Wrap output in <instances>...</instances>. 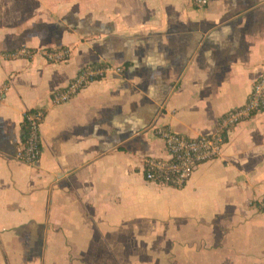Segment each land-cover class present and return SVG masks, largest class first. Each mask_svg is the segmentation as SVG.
I'll return each instance as SVG.
<instances>
[{"label":"crops","instance_id":"obj_1","mask_svg":"<svg viewBox=\"0 0 264 264\" xmlns=\"http://www.w3.org/2000/svg\"><path fill=\"white\" fill-rule=\"evenodd\" d=\"M89 63L123 70L54 103ZM263 74L264 0H0V264H264V110L184 187L143 173L169 156L156 127L206 133Z\"/></svg>","mask_w":264,"mask_h":264},{"label":"built area","instance_id":"obj_2","mask_svg":"<svg viewBox=\"0 0 264 264\" xmlns=\"http://www.w3.org/2000/svg\"><path fill=\"white\" fill-rule=\"evenodd\" d=\"M198 5L205 6L209 0H194ZM34 51L28 47H20L12 56L31 57ZM44 56L52 62L65 61L69 50L65 48L44 49ZM121 72L123 67L89 63L83 66L69 83L52 94L56 104L69 101L90 82L102 79L110 71ZM7 86L0 87V105L4 101ZM264 110V74L254 83L246 102L226 112L210 131L196 137H189L176 132L169 126H159L155 134L160 137L167 149V158L148 156L143 161V173L147 181L182 188L190 180L197 168L204 162L221 155L224 145L230 138L236 125ZM45 113L42 109H29L23 115V140L18 150V158L33 163L42 155L41 124ZM264 211V201L262 203Z\"/></svg>","mask_w":264,"mask_h":264}]
</instances>
